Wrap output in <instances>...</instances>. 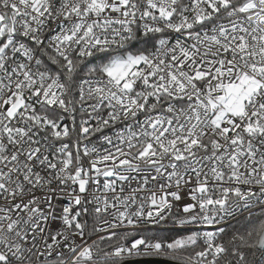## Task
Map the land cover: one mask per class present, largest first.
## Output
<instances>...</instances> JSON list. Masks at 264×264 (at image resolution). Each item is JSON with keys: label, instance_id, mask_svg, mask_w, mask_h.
<instances>
[{"label": "snow or ice", "instance_id": "1", "mask_svg": "<svg viewBox=\"0 0 264 264\" xmlns=\"http://www.w3.org/2000/svg\"><path fill=\"white\" fill-rule=\"evenodd\" d=\"M0 264H264V0H0Z\"/></svg>", "mask_w": 264, "mask_h": 264}]
</instances>
